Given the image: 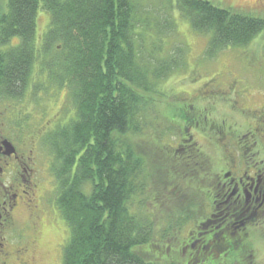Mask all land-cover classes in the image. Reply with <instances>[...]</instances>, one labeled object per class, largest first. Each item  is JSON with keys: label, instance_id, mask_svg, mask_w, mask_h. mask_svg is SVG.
I'll return each instance as SVG.
<instances>
[{"label": "trees", "instance_id": "1", "mask_svg": "<svg viewBox=\"0 0 264 264\" xmlns=\"http://www.w3.org/2000/svg\"><path fill=\"white\" fill-rule=\"evenodd\" d=\"M147 2L7 0L0 11V95L22 96L29 70L39 62L48 81L67 91L75 111L45 141L54 159L49 174L56 185L55 207L69 230L62 264H159V259L173 264H224L245 250L253 257L247 237L234 233L240 227L230 221L232 217L223 225L203 223L197 232L180 237L175 232L180 238L175 248L160 242L167 250H152L157 240H169L174 234L168 227L165 238H160L154 216L132 204L136 191L152 175L146 174L147 161L125 136L142 132L145 111L156 103L153 96L165 93L162 83L185 64L186 50L173 35L174 11L194 33L209 34L207 58L227 48L246 47L264 29V19L207 0ZM40 11L50 21L36 46ZM182 117L185 135L193 120ZM152 144L159 150L157 141ZM195 151L191 146L186 154ZM199 154L195 153L193 164L210 169V159ZM161 168L175 178L167 167ZM199 190L206 192L204 187ZM209 216L207 212L208 221ZM191 219L181 217L177 230L191 226Z\"/></svg>", "mask_w": 264, "mask_h": 264}, {"label": "rangeland", "instance_id": "2", "mask_svg": "<svg viewBox=\"0 0 264 264\" xmlns=\"http://www.w3.org/2000/svg\"><path fill=\"white\" fill-rule=\"evenodd\" d=\"M148 1L155 4L157 0ZM207 1L219 8L264 19V0ZM5 2L7 0H0V11L5 7ZM149 4L147 2L148 7ZM171 16L175 21V40L183 44L186 50L185 64L162 83L160 88L165 93L153 96L156 103L145 111V128L142 132L125 136L134 151L147 161L146 174L152 175L136 191L132 204L139 209L140 206L144 207L140 209L142 213L148 210L154 216V226L160 238H165L162 237L163 232L168 227L170 235L174 234L169 240H157L152 244V250L157 251L159 248H175L182 234L197 232L203 223L210 226L223 222L225 212L217 211L216 205L221 202L225 184L222 183L223 179L231 178L230 175L224 176L225 170L237 172L250 166L261 169V176H264V29L246 47L227 48L207 58L205 50L209 34L194 33L189 23L176 11ZM49 21L48 14L43 11L38 13L36 46L40 45ZM17 44L18 41H12L13 46ZM73 113L75 115L67 91L48 81L39 62L29 70L27 87L22 96L15 99L0 95V126H4L6 134L28 141L37 137V147L43 145L47 150L48 143L45 141L50 139V133L56 126H63ZM182 116L193 120L185 135L181 131L186 126ZM21 124H24V128L17 130L14 127ZM183 139L188 140L187 143ZM152 141H157L159 150L152 146ZM191 146L196 151L187 156ZM197 152L210 159V169L199 168V162L193 164ZM165 153L172 157H167ZM161 166L167 167L175 178L170 179L168 170ZM44 178L42 189L43 186L46 191L54 189L48 185L53 177L49 179L45 174ZM53 186L56 187L55 184ZM202 187L206 192L199 190ZM55 197L56 188L47 195L49 200ZM212 205L216 209L210 208ZM49 208L50 205L46 211ZM207 212L212 216H209L210 221L206 220ZM187 215L192 217V225L179 224L181 230L178 231L177 222L180 223L181 217L186 218ZM233 217L230 221L238 222L241 229L234 233L247 237L253 257L247 256L250 253L245 250L244 255L241 251L239 257L223 263L264 264V213L252 218V212H237ZM175 232H179V237ZM42 233V244L35 264H62V249L69 237V230L60 215H56L55 221L44 220ZM160 242L167 248L162 247ZM157 262L173 264L166 259Z\"/></svg>", "mask_w": 264, "mask_h": 264}, {"label": "flooded vegetation", "instance_id": "3", "mask_svg": "<svg viewBox=\"0 0 264 264\" xmlns=\"http://www.w3.org/2000/svg\"><path fill=\"white\" fill-rule=\"evenodd\" d=\"M14 127L18 130L24 124ZM35 139L19 140L7 135L4 126H0V264H35L43 239L42 223L55 221L58 215L55 198H47L55 190L53 179L48 185L54 189L46 191L44 186L42 189L44 175L48 174L50 179L49 169L54 159L50 160L47 147H37ZM227 170L224 176L231 178L223 180L221 202L217 206V211L225 212L221 224L234 218L237 212H252V218L259 213L263 215L262 170L250 166L237 172Z\"/></svg>", "mask_w": 264, "mask_h": 264}]
</instances>
